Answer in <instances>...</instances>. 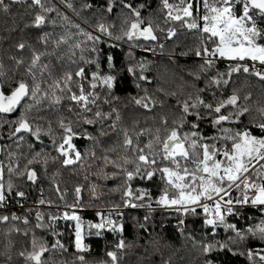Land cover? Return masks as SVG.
Instances as JSON below:
<instances>
[{
  "label": "snow or ice",
  "instance_id": "snow-or-ice-1",
  "mask_svg": "<svg viewBox=\"0 0 264 264\" xmlns=\"http://www.w3.org/2000/svg\"><path fill=\"white\" fill-rule=\"evenodd\" d=\"M14 5H24L29 10L32 19L25 24L26 28L44 29L49 23L50 14L55 12L62 21L64 32L55 38L53 33L47 31L38 36L37 43L43 46L44 51L26 42L15 45L21 55H13L9 59L15 63L17 71L23 70V75L14 82L15 87H10V92L5 90L9 86L3 79L7 72L4 64L0 63V114L11 115L18 108L22 109L15 120L6 121L14 125L9 138L15 137L18 144L25 142L26 136L35 141L28 144L30 157L26 158L23 168L18 157L13 165L15 154L8 153L9 175L14 174L31 185H37L42 174L34 165H40L43 175H47L49 159L53 163L60 159L63 166L76 164L83 159L74 140L85 139L96 143L100 137L111 133L122 134L117 157L111 158L105 154L102 159L105 166L110 164L117 170L111 174L112 178L118 175L124 177L122 202L125 208H147L150 213V191L146 188H133L132 182L153 181L159 174L164 187L155 199V204L177 214L179 219L175 227L182 236L193 240L194 246L198 243L202 254L228 251L233 255L246 256L249 264H264V247H250L246 251H237L232 247V244L245 241L249 236L264 242V219L246 229H239L236 224L228 222V217L242 216L243 208L248 205L264 211V105L255 109L258 118L253 117L249 120V125H244L242 118L251 116L253 112L248 105L252 99L251 94L241 97L234 89L231 95L224 96L221 91L223 86L231 82L233 74L241 72L254 75L264 82V0H179L178 4L162 0V9L166 10V23L179 22L180 27L195 30L205 36L201 46L195 50V55L203 59L200 71L189 75L200 80L201 74L206 75L220 59L235 63L229 64L226 72L217 70L214 75H206L207 83L204 88L195 89L193 85L194 91L178 98L176 105L167 112L163 111L166 99L177 97L178 93L157 87L155 92L161 93L165 99L150 94L147 88L141 86L142 83H151L145 75L148 64L139 61L128 66L125 71L134 77L135 87L143 93L129 97L131 103L152 114L153 120L157 119L156 109L159 107L162 110L158 126L154 130L140 128L138 122H134L131 127L124 125L120 111L113 106L114 102L121 99L115 95L118 74H115L114 58L110 54L106 57L107 73L102 71L100 62L103 54L101 46L106 43L103 37L112 41L158 40L153 22L148 20L145 24L142 16L145 4L133 6L132 3L121 0V8L125 11L119 34L114 31L117 28L115 23L106 24L103 20L95 23L94 32L87 31L80 23L74 22L54 5H50L48 0H0V11L8 13ZM65 7L77 16L80 15L73 3L65 0ZM114 7L115 0H105V4L96 9L92 4H84L81 11L94 10L103 17L104 14L113 13ZM50 22L53 27L57 25L55 19ZM160 31L163 32L164 29ZM176 34L175 29H169L166 37L170 39ZM115 47V43L109 44V48ZM159 47L163 49L164 45L160 44ZM26 50L29 53L27 58L24 55ZM131 56L129 53L130 59ZM53 59L59 64H54ZM65 60L76 65L75 69L64 70ZM248 62H251V67ZM86 66H93L95 70H88ZM26 77L30 78V82ZM218 91L221 98H217ZM202 93H210L213 99L206 100ZM103 105L109 106L107 111ZM62 110L75 115L77 119L73 121L63 115ZM53 112L56 113L58 136L50 118ZM205 122L216 129L215 135L204 133L201 124ZM225 124L235 127H225ZM97 126L96 132L88 131L89 127L97 129ZM186 126L189 130L183 131ZM0 127H3V123H0ZM254 129L260 134H255ZM144 136L148 137L146 142L141 141ZM45 137L51 141L57 156H50L43 147L36 150V144L44 145ZM109 151L118 150L114 147ZM91 155L94 157L95 153L92 152ZM4 174L5 164L0 160V209H7L14 198H18L17 204L23 207L21 201L27 199V193L12 179L5 182ZM55 190L60 193L59 199L64 200L59 185L55 186ZM233 191L239 195L233 197ZM75 193L76 203L65 202V207L70 211H64L62 216L49 214V227L52 228L53 235H59L54 228L56 221H74L75 248L78 253H84L89 251V246L84 243L85 223L75 211L77 207H81V188L77 187ZM53 203L52 200L43 198L41 190L38 204L52 207ZM120 207L119 204L114 205L117 211H110L107 218L103 212L98 211L96 214L100 217V222H89L88 234H93V229L97 236L104 231L123 233L122 219L118 222L112 218L113 214L123 217V213L118 211ZM198 209L202 210L204 225L210 229L223 227L225 231L234 232L235 240L230 236L228 241L195 242V237L186 234V218L199 215ZM35 216V227L44 229L45 213L37 211ZM143 219L144 223L139 227L147 229L149 214ZM9 221H20L25 226L30 223L27 216L0 214V223L8 224ZM12 230L20 232L18 227ZM210 234L215 236L214 232ZM24 235L27 236L28 231ZM126 247L125 240L121 238L115 244V250L107 252L111 264H121L119 253ZM56 249L66 251L60 240H56L50 249L33 233L31 251L27 254L22 251L19 255L25 257L29 264H48L43 259L45 253ZM78 259L80 264H86L83 255H79ZM205 264H212V261L206 260Z\"/></svg>",
  "mask_w": 264,
  "mask_h": 264
},
{
  "label": "trees",
  "instance_id": "trees-1",
  "mask_svg": "<svg viewBox=\"0 0 264 264\" xmlns=\"http://www.w3.org/2000/svg\"><path fill=\"white\" fill-rule=\"evenodd\" d=\"M73 3L79 16L71 9L65 7V0H48L50 5H54L61 13L68 15L74 22L80 23L87 31H95V23L103 20L104 23H115L117 28L114 29L116 34H119V26L123 17L124 11L121 8V0H115V7L113 13L101 14L94 10L83 9L84 4H92L93 8H99L105 4V0H67ZM126 3H132L133 6L145 4L146 7L142 10V16L145 18V24L151 20L158 36L157 41H112L107 37H103L106 43L101 47L103 54L101 56V69L104 73L108 72L107 55H112L116 66V73L118 74V84L115 89V95L121 99L119 102H114L113 106L120 111L123 123L125 126L131 127L134 122H138L140 128H153L158 126L159 114L161 109H156V120L152 119V114L146 113L145 110L135 106L131 103L129 97L142 95L139 89L135 87V79L131 74L127 73L125 69L128 66L134 65L136 62L145 61L148 64V70L145 75L148 76L151 83H142V87L147 88L150 94H154L160 99H165L161 93L155 92L157 87H163L168 91L178 93L177 97H168L166 99V107L164 112L172 109L177 103L178 98H183L188 92L195 89L204 88L207 83L206 75H214L219 72H226L229 64L224 60H217L215 67L211 69L206 75L201 74V79L196 80L193 75L189 73H198L199 66L203 63L201 57L195 55V50L201 46L205 40L204 34L195 30H188L180 27L179 22H165L166 10L162 9V0H124ZM170 3L178 4L179 0H169ZM31 15L24 5H14L8 13L0 11V63L5 66L7 76L5 79L9 86H6V92H10V87H15V81L23 75V70H16L15 63L9 59L10 56H20L15 47L19 42H26L32 44L40 51H44L41 44L37 43V37L42 35L44 31L53 33V38L63 34L64 28L62 21L57 17L56 13L50 14L49 23L42 30L34 27H25V24L31 22ZM51 19L57 21V25L53 27ZM264 26V25H262ZM164 29V31H160ZM169 29H175L176 36L167 38L166 33ZM74 31V30H73ZM115 43L117 47L109 48V44ZM160 44L164 47L161 49ZM211 46V45H209ZM154 49V50H150ZM51 50V49H49ZM129 53L132 54L131 59ZM183 53H187L184 55ZM25 58L29 55L26 50ZM47 60V58H45ZM54 64H59L53 59ZM249 63V62H248ZM251 67V64L249 63ZM76 65H71L65 60L63 62L64 70H74ZM88 70H95L93 66H86ZM259 67V66H257ZM60 69H58V72ZM239 77L245 82L243 87H238L235 81L231 78V82L227 86H223L221 91L224 96L231 95L235 89L243 97L251 94L252 99L248 102L249 107L253 109L252 115L243 119L244 125H249V120L253 117L258 118L255 109L259 105H264V82H261L254 75H249L241 72ZM29 79L30 82V78ZM103 96V93H101ZM203 97L208 101L213 98L210 93H202ZM217 98H221L220 91L217 92ZM67 103V102H66ZM244 103L243 99L241 104ZM104 110L107 111L109 106L103 105ZM22 109L13 115L0 114V160L5 164V182L8 179L19 185L22 190L27 193L30 200H39L41 198V190L43 191V198L52 200L53 205H65L76 203L75 189L81 188L80 198L81 207L85 212L86 222L84 231V243L89 246V251L78 253L75 248V236L73 229L74 222L59 219L54 223V228L59 235H53L52 228L49 227V214L57 215V212L50 211L49 207L43 206L40 209H25V208H11L16 204L14 198L8 205V209H0V214L11 215L15 213L18 216H27L30 223L25 226L20 221H9L8 224L0 223V264H29V262L19 255L20 252L26 254L31 251L32 234L38 240H43L51 249V246L56 240L65 245L66 251L56 249L45 253L43 259L48 264H80L79 255L85 257L86 264H111L107 252L115 250V244L119 239L123 238L127 245L126 249L119 253L121 257V264H205L206 260H211L212 264H249L246 256L233 255L228 251H213L211 254L204 255L199 249L198 243L194 246V241L182 236L175 227L179 217L171 210H164L155 204V199L161 193L164 187L163 182L159 178V174L154 177L153 181L134 180L132 182L133 188H146L150 191L152 196V211L149 213L147 208H125L122 202L124 177L118 175L112 178L111 174L115 171L110 164L105 166L102 157L107 154L111 158H116L119 152V144L122 141V134L111 133L109 136L100 137L99 142H92L85 139H76L74 143L82 153L83 159L76 164L70 166H63L60 159L55 163L49 159L47 175H43V169L40 165H34L37 171L42 174V179L37 185H31L24 179L7 172V165L9 163L8 153H14L12 159L13 165L16 158H19L21 168L26 163V158L30 157L28 148L29 143H35L32 138H25V142L17 143V139L9 138L10 132L14 125L6 123V121L15 120ZM62 114L68 116L75 121L77 117L62 110ZM53 120L52 127L56 129L57 136L59 129L56 124V113L50 114ZM225 127H235L234 125L225 124ZM88 128V131L96 132L98 130ZM201 129L206 135H215L216 129L207 122L201 124ZM186 126L183 131H188ZM255 134L259 135V131L254 129ZM147 136L141 137L142 142H146ZM44 148L50 156H57V153L52 149L51 141L45 137L44 145L36 144V150ZM116 147L117 152L109 151ZM94 152L93 157L91 153ZM131 167V166H129ZM107 174V175H105ZM54 177V179H53ZM59 185L61 193L64 194V200L59 199L60 193H57L55 186ZM95 186V188H93ZM148 201H146L147 203ZM119 204L122 208L120 212L123 217H117L119 222L121 219L124 223L123 235H114L108 231H104L102 235H95V230H92L91 235L88 234L87 224L90 220L96 218L95 211L99 208H112ZM37 211L45 213V228H36ZM199 215L189 216L186 218V234H191L195 237V242H211L228 241L231 236L235 240V233L225 231L223 227L210 229L209 226L203 224L202 210L198 209ZM149 214L150 221L147 229L140 228L139 225L144 223V216ZM251 218V219H250ZM264 219V211L259 207L245 206L240 217H228L229 223H234L239 229H246L252 224L259 223ZM164 225V226H162ZM20 228V232L12 229ZM28 231L25 236L24 232ZM214 232L215 236L210 233ZM234 250L246 251L248 248L264 247V242L259 239L248 237L247 240L236 242L232 244Z\"/></svg>",
  "mask_w": 264,
  "mask_h": 264
},
{
  "label": "built area",
  "instance_id": "built-area-1",
  "mask_svg": "<svg viewBox=\"0 0 264 264\" xmlns=\"http://www.w3.org/2000/svg\"><path fill=\"white\" fill-rule=\"evenodd\" d=\"M232 195H233V197H236V196L239 195V193L236 192V191H233V192H232ZM249 195H251V193H249ZM17 199H18V198H16V200H17ZM21 203H23V207H20L19 204H17V202H16V204H15L14 206H11V208H25V209H37V210H38V209L42 208L43 206H47V205H39V204H38V200H30V199L28 198V196H27V199L24 200V201H21ZM79 203H80V205H81V198H80V200H79ZM248 206H251V205H248ZM47 207H49V206H47ZM160 208H162V207H160ZM7 209H8V208H7ZM49 209H50L51 213L55 211V212L58 213L57 215H61V216H62V213H63L64 211H70L69 209H67V208L65 207V205H53L52 207H49ZM163 209H165V208H163ZM121 210H122V208L119 209L118 211H121ZM75 211L77 212L78 215L81 216L82 220H83L84 223H85L87 219H86L85 212L83 211L82 207H77V208L75 209ZM98 211L103 212L105 218H107L108 213H109L110 211H112L113 213H115V211H117V210H116V209H112V208H99V209H97V210L95 211V214H96ZM117 217H118V216H116L115 214H113V217H112V218H113L114 220H117ZM62 220H63V219H62ZM70 222H74V221H70ZM89 222H90V223H93V224L98 223V222H100V217L97 216V214H96V218L90 220ZM74 224H75V222H74ZM74 227H75V226H74ZM94 230H95V229H94ZM177 230H178V229H177ZM110 233H112V232H110ZM73 234H74V229H73ZM112 234H114V235H119L120 237L123 235V233H112Z\"/></svg>",
  "mask_w": 264,
  "mask_h": 264
},
{
  "label": "rangeland",
  "instance_id": "rangeland-1",
  "mask_svg": "<svg viewBox=\"0 0 264 264\" xmlns=\"http://www.w3.org/2000/svg\"><path fill=\"white\" fill-rule=\"evenodd\" d=\"M221 60V59H220ZM222 60H224V59H222ZM224 61H227V60H224ZM228 62H233V63H235L234 61H228ZM250 64H251V62H249ZM257 66H259V65H257ZM240 74V73H239ZM239 74H233V76H232V79H233V81H235V84H237V86L238 87H243L244 85H245V82L241 79V77H239ZM252 97V96H251ZM207 100V99H206ZM243 104V103H242ZM119 209H121V207L119 208ZM118 209V210H119ZM163 209V208H162ZM164 210H169V209H164ZM258 248H260V247H258Z\"/></svg>",
  "mask_w": 264,
  "mask_h": 264
},
{
  "label": "water",
  "instance_id": "water-1",
  "mask_svg": "<svg viewBox=\"0 0 264 264\" xmlns=\"http://www.w3.org/2000/svg\"><path fill=\"white\" fill-rule=\"evenodd\" d=\"M18 109H19V108H18ZM18 109H17V111H18ZM17 111H16V112H17ZM16 112L12 113L11 115L15 114Z\"/></svg>",
  "mask_w": 264,
  "mask_h": 264
}]
</instances>
